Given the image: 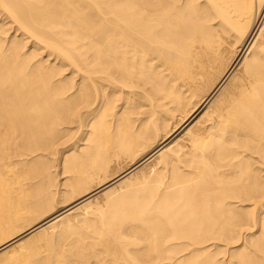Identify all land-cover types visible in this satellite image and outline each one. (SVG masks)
I'll return each mask as SVG.
<instances>
[{
    "label": "bare ground",
    "instance_id": "1",
    "mask_svg": "<svg viewBox=\"0 0 264 264\" xmlns=\"http://www.w3.org/2000/svg\"><path fill=\"white\" fill-rule=\"evenodd\" d=\"M0 264H264V0H0Z\"/></svg>",
    "mask_w": 264,
    "mask_h": 264
}]
</instances>
